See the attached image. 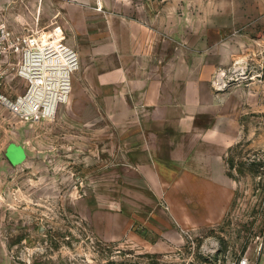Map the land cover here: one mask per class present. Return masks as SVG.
I'll return each instance as SVG.
<instances>
[{
  "label": "rangeland",
  "instance_id": "obj_1",
  "mask_svg": "<svg viewBox=\"0 0 264 264\" xmlns=\"http://www.w3.org/2000/svg\"><path fill=\"white\" fill-rule=\"evenodd\" d=\"M0 25L80 56L55 116L0 105V264H264V0H0Z\"/></svg>",
  "mask_w": 264,
  "mask_h": 264
},
{
  "label": "built area",
  "instance_id": "obj_2",
  "mask_svg": "<svg viewBox=\"0 0 264 264\" xmlns=\"http://www.w3.org/2000/svg\"><path fill=\"white\" fill-rule=\"evenodd\" d=\"M80 56L73 46L60 47L37 31L14 32L0 25V105L22 120L40 121L55 116L72 88ZM12 68L25 82L16 96L2 88ZM247 257L238 264H249Z\"/></svg>",
  "mask_w": 264,
  "mask_h": 264
},
{
  "label": "water",
  "instance_id": "obj_3",
  "mask_svg": "<svg viewBox=\"0 0 264 264\" xmlns=\"http://www.w3.org/2000/svg\"><path fill=\"white\" fill-rule=\"evenodd\" d=\"M10 153L17 154V156H20V157L22 156V153H21V151L19 149L13 150Z\"/></svg>",
  "mask_w": 264,
  "mask_h": 264
},
{
  "label": "crops",
  "instance_id": "obj_4",
  "mask_svg": "<svg viewBox=\"0 0 264 264\" xmlns=\"http://www.w3.org/2000/svg\"><path fill=\"white\" fill-rule=\"evenodd\" d=\"M13 150H16V149H13ZM13 150H12V151H13ZM19 150H20V149H19ZM20 151H21V150H20ZM10 152H11V151H10ZM21 153H22V151H21ZM9 155H10V153H9ZM9 155H8V157H9ZM21 157H22V156H21ZM21 157H20V158H21ZM262 259H263V261H264V252L262 253Z\"/></svg>",
  "mask_w": 264,
  "mask_h": 264
}]
</instances>
